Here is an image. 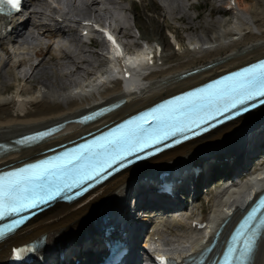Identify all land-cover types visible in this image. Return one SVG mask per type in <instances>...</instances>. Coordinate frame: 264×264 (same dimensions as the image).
<instances>
[{"label": "bare ground", "instance_id": "obj_1", "mask_svg": "<svg viewBox=\"0 0 264 264\" xmlns=\"http://www.w3.org/2000/svg\"><path fill=\"white\" fill-rule=\"evenodd\" d=\"M29 1L30 6H38V4L44 6L46 2V0ZM101 1L72 0V2L68 3L67 7H65L67 11L60 14L64 17L71 16L75 18L80 14H85L79 6L82 2L85 6L91 8L94 5L98 6ZM103 1L111 4L115 0ZM122 1L124 0H121V3ZM139 1H141L142 4L145 0ZM151 1L157 6L155 5L153 9L147 8V12H145L146 10L144 8L143 14L146 18L145 23L141 21L139 12L134 7V4H136L134 0H128L129 5L122 6V8H126V10L127 8L133 9L131 11L134 13V26L138 28L142 39L145 40L148 38L145 40L147 43L155 42L162 47L160 56L155 57V62L148 66L145 65L142 60L144 59V54L142 53L136 57L131 55L127 57L126 61L133 66L130 70L133 74L132 77L126 79V85L124 86L121 81L124 79L125 72H116L115 74L118 75L119 78L113 80V75L115 74L110 70H105L104 78L96 79L94 77V79H88L86 84L82 86H73V84L64 85L65 83L59 78L61 77L59 76L60 73L63 76H71L75 71L80 69L85 70L86 73L89 72L88 74H91L92 71L83 66L84 63H88V59L86 57L80 58L78 55L80 52L75 54L71 51L68 52L65 49L57 48L56 52H48L49 62L54 63L62 59L70 64L72 63L73 68L71 67V70L64 71L63 73L58 66L61 65L59 63L57 64L58 68L54 67V65L44 66V64L42 72H44V74L50 73V75L48 77H43L44 74L43 76H39V78H37L38 86L34 89V94H29L24 97L25 95L22 93L23 85L19 84L20 80L17 79L16 73H18L17 69L26 62H29L28 60H30L31 57L28 55H24L23 57L16 56L17 52H15V49L14 52L12 51L13 54L9 52L8 48L5 47L4 41H2V31L4 30L1 29L0 25V49H2L3 54H5V57L4 55L0 56V75L2 72H5L7 76L13 77L14 82L17 83V87L10 95L7 93V88L5 87L7 84L5 80L0 79V82L4 83H0V140L16 136V134L29 129H38V127H43L53 121H61V119L76 116L89 107L94 106L96 102L102 101L100 103H106L118 98H125V102L120 105L118 109L108 113L107 116H104L103 119L96 122L95 125L90 124L85 125V127L67 125L56 136L50 137L36 146L5 153V155L0 156V165L16 161L18 158H26L25 160L35 158L38 156L36 153L39 152V150L49 147L52 144L72 139L91 128H95L99 124L107 122V120L126 116L141 109V107L152 104V102L163 98V96H168L174 94V92L184 90L187 87L196 85V83L205 81L207 78L218 75L222 71L241 66V64L263 57L264 55V0H236V6L232 11L227 10L223 13L225 15H233L235 17L234 20H229L228 23H224L220 20L215 23L209 22L208 20V25L204 34H194V36L188 37L187 40L181 36L176 23L185 22L187 24V30L194 31L198 28L195 22L198 20L203 21L206 15L202 12L191 15L189 10L196 7V5L189 0ZM222 1L223 0H207L204 2V6L209 4L212 6L209 11V17L214 19L218 13L222 14V12L217 9L218 5L220 7ZM118 3L121 4L120 2ZM94 12H96L95 9ZM108 12L110 13V11ZM35 13H37V11L33 10L30 16L24 19L19 25L9 21L6 23L11 25V31L16 32L18 38H23L26 33L23 29L26 30L28 28L32 20L31 15ZM60 14L57 13L58 16ZM36 18L38 19L37 16ZM34 23L35 22L31 23V25H34ZM148 25L151 26L153 30L163 26L173 28L177 38L170 43L165 41V37L163 36L159 37V35L152 34L147 37L143 30ZM41 29L44 30V32L47 31L51 38L55 37L56 33L68 35L67 31L59 28L56 32L48 30L47 26ZM125 34L130 38L133 37V34L129 32V28ZM31 38L32 37H30V39ZM12 42H16V40H12ZM135 43L136 42H134V44ZM196 44L198 45L197 47L195 46ZM49 47L50 44H47L46 49ZM41 49L37 52L38 55L42 54ZM83 51L91 52L90 49ZM42 59L43 57H41L40 61H42ZM39 62L37 65L40 64ZM42 62H44V60ZM207 64L210 66H207ZM37 65L29 64V72L27 71L23 74L24 78L22 81L28 76L32 77L31 74ZM87 65L88 64H86V66ZM139 68H144L148 70L149 73L142 74L141 71H138ZM196 68L199 69L196 73L180 77V74L185 73V71ZM34 78L35 77H33V79ZM262 118H264V106L256 108L254 111L232 120V122L222 124L206 135L182 143L142 164L132 166V168L122 171L120 174L100 185L98 189L80 198L75 203L53 205L47 212L35 215L31 220L25 222L24 225L9 235L7 239L0 241V260L4 261L8 259L7 256L11 244H21L33 238L38 239L42 236V248L45 249L57 246L56 241L65 240L67 236L71 237L73 234L78 233H81L82 236L87 232L89 227L94 225L93 219L100 214L99 210L105 207L114 208L116 213H119L122 209L124 213L130 217L129 208L120 207L124 202L123 196L126 194L127 190V186L125 185L127 178L144 167L154 170L164 165L175 166L178 163H188L193 159L195 160L196 155L201 151H210V153L213 152L212 157L217 156L219 159L233 158L234 162L231 165H226L223 161L222 165L211 167V172H214L215 178L212 179L210 188L206 191L207 195L205 199L201 200L198 204V209L201 214L196 215L193 210H191L190 213L185 211V216H177L178 213H174L168 220H165L162 215L157 216L153 224L154 232L148 233V239L158 238L157 241H159L160 244L172 248L177 251L179 255L192 252L194 248L203 243L204 233L208 232V228L201 230L190 226L192 218H200L201 221L209 218L210 226L216 221L220 223L231 211H233L231 214L232 217L230 218L232 220L236 217V214L239 213L240 207L245 204L244 202L247 200V197L254 193L255 190H258V188L264 186V161L258 163L259 170L254 168L251 173L240 182H235L232 185H227L229 182L213 185L217 183L215 181L217 177L219 179L226 176H228V178L233 177L232 174L234 171L245 163L244 156L248 149L244 146V141L241 139L244 138L246 129H251L252 124H255L256 120H261ZM258 126L259 125H255L254 129ZM262 141L264 142V139ZM248 142H251V140H248ZM222 150L224 151L222 152ZM204 179L205 176L200 174V176L193 181L194 187L201 184V181ZM131 192H141L144 204L148 203V201L149 205L151 201L157 202L158 205L166 202L163 198L155 200L151 199L148 194L145 196V192H143L142 189L139 192L136 186L131 188ZM196 197H199V194H197ZM207 209H209V212L206 211ZM193 214L195 216H193ZM127 224H129V222H127ZM184 225L189 228L186 235H179L177 232L169 234L168 236L163 234L166 228L172 227L176 230ZM84 245V243L70 245L67 246L65 251L71 252L75 250L78 252ZM143 245H146V242ZM85 253L88 252H83L81 255L83 260H86L87 257ZM253 259L254 261L252 264H264V233Z\"/></svg>", "mask_w": 264, "mask_h": 264}, {"label": "snow or ice", "instance_id": "obj_2", "mask_svg": "<svg viewBox=\"0 0 264 264\" xmlns=\"http://www.w3.org/2000/svg\"><path fill=\"white\" fill-rule=\"evenodd\" d=\"M20 3L21 0H0V11L6 7L9 12L18 10ZM104 31L113 44L115 54L123 58L115 38L107 30ZM256 96H264V61L206 88L176 97L159 110H153L137 121H128L107 136L65 153L63 157L41 161L0 176V217L34 207L38 201L50 198L58 190V185L53 187V180L63 181L67 187L69 181L91 179L92 173L103 170L117 159H123L149 143H158L169 135L198 126L214 114L235 108L237 104H243ZM151 122H155L156 126ZM254 235L245 238L241 259L251 249ZM234 251L230 249V255Z\"/></svg>", "mask_w": 264, "mask_h": 264}, {"label": "rangeland", "instance_id": "obj_3", "mask_svg": "<svg viewBox=\"0 0 264 264\" xmlns=\"http://www.w3.org/2000/svg\"><path fill=\"white\" fill-rule=\"evenodd\" d=\"M63 1L64 2H67L68 0H63ZM99 1H101V0H99ZM189 1L191 3L195 2V1H198V2H201V4H202L201 5L202 7H197L196 6L195 8L190 9L189 10V13L191 15L197 14L198 12H200V13L202 12L204 15H206V17H205V19L203 21H199L198 20V21L195 22L198 25V28L195 29L194 31L187 30V24L185 22L176 23L177 24V29H179V32H180L181 36H183L184 38H186V40L188 39V37L194 36V34L195 35L196 34L197 35L198 34H204L205 33V29H206V27L208 25V23H207L208 20H209V22H215V23H217L219 20L222 21V22H224V23H228V21L231 19L229 17V15L227 17V16H223V14H222V17H221V15L219 13L216 15V17H215L216 19L215 18L212 19L211 17H209V13H210L209 11L211 10L212 6L210 4L204 6V2L207 1V0H189ZM114 2H113L114 4L113 3L110 4V3L104 2L102 0L100 2L101 4L99 3L98 6L97 5H94L91 8L85 6L83 4V2H82L79 6H80V9L82 8L81 10L85 13V15H91V14L98 15L99 14V16H102V17L104 15V16H109L110 18H113V19L116 18L115 21L116 22L118 21L117 23L118 24L120 23V25H122V27L124 25L128 24L130 26L129 27V32H131L133 34V37L132 38L128 37V38H126L125 41H127V43H129V44L126 45V47L128 49H131L132 50V44L131 43H134V42H137L138 43V41L144 40L140 36V32H139L138 28L136 29L134 26H132V22L134 23V13L131 10H133V9L132 8H127V10H126V8L125 9L122 8V6L129 5L128 4V0H124V1H122V3H121V0H115ZM118 2H120L121 4H119ZM143 2L141 4V1L136 0L135 1L136 4H134L135 5L134 7L139 12L141 21L145 23L146 22V18H145V15L143 14L144 13V8L146 10L145 12H147V8L153 9L156 4L153 3L151 0H145ZM102 3L104 5L106 3L107 4L104 6ZM38 6H36L38 8V10H40V11L43 12L44 11L45 4H44V6L42 4L41 5L38 4ZM118 7H119V9H118ZM221 7H222L221 5H220V7H219V5L217 7L218 11H220V12H222L221 11ZM94 9L96 10V12H94ZM108 11H110V13ZM148 13H151V12H148ZM36 16L39 17V15H36ZM36 16L31 17V19H32L31 20V23H33L34 21H36L35 20V19H37ZM31 23L28 25V28L26 29L27 31L31 32V34L28 33L26 35V37L23 38L25 41L23 39H18V40H16V42L10 43V42H8L7 40L4 39L5 44H6L5 47L8 48V50H9V52H11V54H13L14 49H15V52H17V55L16 56L23 57L24 55H28L29 57H31V59L28 60L29 62H26L25 63L26 65L25 64L24 65H21L17 69V72L18 73H16L17 79L20 80L19 84L24 83V87H23V95H25L24 97L28 96L29 94H32V95L34 94V89L38 86L37 85V78H39V76H43V74H44V72H42V68L44 66H53L54 65V67H56V68H58V66H59L61 72H63V73H64V71H68V70H71L73 68L72 67L73 66L72 63L70 64L69 62H66V61H64L62 59H59L57 62H54V63L49 62V58H48L49 57V53H48L49 51L56 52L57 51V48H62L63 47V49H65V48H67V46H65V45L64 46H60V45H58V43H59L58 38H57V40L54 41L53 39H51L49 37L50 35H49V33L47 31L42 34V33L38 32V30H36L35 28L34 29L31 28ZM127 29H128L127 27H123L122 30H123V32L126 33ZM143 31H145L147 37L151 36L152 34L159 35V37L160 36L161 37L163 36V37H165V41L170 42V43L173 42L174 40H176V38H177L176 33H174L175 31L173 30V28H168V27H164V26L163 27H160V28H156L155 30H153V28H151V26L148 25ZM76 35H77V33H76ZM30 37H32V38L30 39ZM147 39L148 38H146L145 40H147ZM51 40H53V41H51ZM78 43H79V41H75V43H74L75 47H73L74 50L71 49L70 51L73 52V53H75V54H78L80 52L78 54L80 58L86 57L88 59V63H84L83 64V66L85 68L87 67L88 70L94 71V69H96V65L98 67V64H99V66L102 65V64H105V55H103L101 53L102 50L99 49V47L90 48V51L91 52L86 51L87 53L83 51V50H86V49H81V50L78 49L79 50V52H78L77 51ZM47 44H50V47L46 49V45ZM174 47H176V46H174ZM40 49L42 50V54L41 55H38L37 52ZM70 51H68V52H70ZM24 52H25V54H24ZM1 55L2 56L4 55V57H5V54H3V50L2 49H0V56ZM41 57H43L42 61L44 60V62H46V63L40 61L41 60ZM38 62L40 64L37 65ZM58 63L61 64V65H58L57 66ZM93 63H95V64H93ZM29 64H31V65H37V66H36L35 70L33 71V73L31 74L32 77H29L28 76L24 81H22V79L24 78L23 77V74H25L28 71ZM86 64H88V65L86 66ZM88 73H86L85 70H81L80 69V70L75 71V73H73V75H71V76H63L60 73L59 76H61V77H59V78L61 79V81H63L65 83L64 85H71L73 83H79V82H81L83 80V77L84 76H86V75L87 76H90L92 74V73L91 74H88ZM27 74H26V76H27ZM49 75H50V73H45L43 77H48ZM33 77H35V78L33 79ZM78 77H79V79H78ZM0 79L1 80H5V83L7 84V85H5V87L7 88V93L11 95L12 92L17 87V83L14 82L13 77H9V76H7V73L2 72L1 75H0ZM92 79H94V78H92ZM1 84H4V83H1ZM1 84H0V86H1ZM197 204H199V201L197 202ZM191 210H193L194 214H196V215H199L200 214V210L198 209V205H195L193 208H190V210H188V212H190ZM208 210L209 209H207L206 211H208ZM206 211H204V212H206ZM187 225H188V223H187ZM187 231H189V228H188V226L186 227L184 225V226L180 227V229L178 228L176 230L174 228H172V227L166 228L163 231V234L168 236L169 234H172L174 232H177V234H179V235H186L187 234L186 233Z\"/></svg>", "mask_w": 264, "mask_h": 264}]
</instances>
